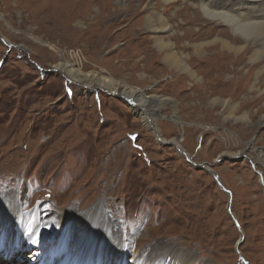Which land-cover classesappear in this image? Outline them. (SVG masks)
<instances>
[{"label":"rangeland","instance_id":"1","mask_svg":"<svg viewBox=\"0 0 264 264\" xmlns=\"http://www.w3.org/2000/svg\"><path fill=\"white\" fill-rule=\"evenodd\" d=\"M201 1L0 0L4 222L23 212L27 221L41 211L43 219L65 213L58 237L72 256L94 247L120 256L127 246L133 257L145 252L161 264L162 255L173 264L179 254L187 263L264 264V33L233 36L204 16ZM224 1L206 0L232 14L264 5ZM159 13L177 51L193 54L191 45L217 39L243 48L205 46L204 59L218 67L190 59L198 83L163 60ZM57 64L117 80L118 91L73 81ZM124 86L166 98L156 112L159 133L131 108Z\"/></svg>","mask_w":264,"mask_h":264},{"label":"bare ground","instance_id":"2","mask_svg":"<svg viewBox=\"0 0 264 264\" xmlns=\"http://www.w3.org/2000/svg\"><path fill=\"white\" fill-rule=\"evenodd\" d=\"M218 1L222 3L224 0H218ZM248 1L255 3H257V1L259 2V0H248ZM201 2L202 3L200 5V9L201 12L204 14V16L207 19H210L211 21L215 22L216 24L222 23L223 25H227L234 34L233 36H239L246 41H250L251 39L254 38L256 34L264 33L263 4L259 3L260 5L257 6L254 5V3L253 5L243 4L242 6L239 7L238 12L232 14L229 13V11L227 12L222 9L221 10L217 8L212 9L211 4L207 3L206 0H202ZM216 2L217 0H215V3ZM226 4H229V2ZM158 17L160 20L159 22L161 23L159 24L161 31L166 32L165 34H162L163 36L161 35L159 37L160 39L158 43L159 50L163 54V60L167 63L168 67L178 69L181 72L187 73L195 80H197L198 83L203 78H200L198 76L197 72L199 71L196 72L192 69L191 64L189 63L190 59H192L193 57L194 58L200 57L201 59L199 60H202L204 64L208 63L210 65L211 71H216L218 67V64L216 66L215 63L212 64L210 60L204 59L206 54V50H204L205 46H211L212 45L211 43H217L220 46L219 48L220 51L226 50V51H233L235 53L239 52L243 48V46L241 45L239 47H233L229 41L223 39H217V40L209 41L207 43L201 42L198 44L191 45L195 49V53L193 54L192 53L187 54L185 52L177 51L176 47L174 48V46H177L175 43L166 41L168 35L172 34V27L171 25L168 26L169 23L167 17H165L164 13L163 14L159 13ZM145 21L147 23L151 22L152 16L148 15ZM220 32H223V30H221ZM261 38L263 39V37ZM57 66L59 68H62L64 64H60V65L57 64ZM62 69L68 73L70 79L73 81L82 82L86 84L92 83L98 86L108 88L113 92L118 91V84L120 82L109 77L98 76L99 77L98 78L97 72L83 73L80 69L68 65H65ZM220 69L222 68L220 67ZM128 87L124 86V88H122L123 90L120 91L126 97V99L131 103L132 105L131 108H133L134 112H136L142 118L146 126L153 129L156 133H159L160 130L157 124L158 117L156 115V112L161 109V106L166 102V98L159 95L147 96L145 95L144 89L142 88H138V87L128 88ZM150 104L152 105L151 107L149 106ZM240 118L241 117H238V119ZM262 123H264V118ZM158 138L161 142L167 141L164 138H160V137ZM169 142L177 146L179 149H181V144L176 139L172 138L169 140ZM105 174L106 173L104 172L101 173L100 171V176H99L101 177L100 181L107 178L106 182L109 185L112 183V181L110 180V177H107ZM263 183H264V178H263ZM99 185L100 184L97 185V191L98 189H100ZM118 187L119 185L110 188L112 195L113 193L116 192ZM88 192H91V190H82L83 194H86ZM108 199H110V197L104 198L103 200L107 201ZM13 202L14 199H12V201L7 202L5 205L10 206L13 204ZM21 209L23 210V208ZM47 209H51V208H47ZM49 211L51 212L46 214H50V216H53L55 214V210H49ZM41 213L42 211L40 213L37 212V216L35 214L33 216H29L31 217V219L29 218L28 221L26 217L29 214L24 215V212L23 214L21 213V218L19 219V221L15 220V222H9V221L4 222L0 218V258H3L5 260L4 261L3 259H0V264H5V263L6 264L9 263L11 264H70L69 263L70 260H72L71 264H130L128 262V259L129 260L131 259V262H133L134 264H143L142 263L143 260H145L147 264H161L160 262H156V259L147 257L145 255V252L139 257L136 255L135 257H133L132 255L134 251H132L127 246H125L126 250H124V253H121L120 256H118L115 253L112 247H110L109 250H102L99 249L98 247H94L88 252H84V250H75L74 253H76L79 256L73 255L76 256L73 257L71 255L73 251L71 250L70 252V249H68L69 247L66 244L60 245L59 237H58L59 231H61V229L66 227L67 225L65 221L67 214L56 211L54 217L43 219L45 215L41 216ZM114 214H118V213H114ZM119 215H117L116 217L117 219L119 218ZM123 216L126 215L122 214L121 222L126 221L125 219H123L124 218ZM27 222L29 223L27 224ZM55 223H58L59 228H55ZM89 224L90 222H88L84 226L89 228ZM200 224L204 225V222ZM140 236L138 237L142 239L145 235L141 234ZM138 237L132 236L130 241L137 240ZM103 245H100L99 247H102ZM26 251H28V253L24 255ZM81 254L82 256H80ZM107 254L116 255L118 259L112 261L107 256ZM81 258L85 260H81ZM173 258H171L172 260L170 259L171 262L173 261ZM159 259L163 262V264H165V262L168 261V258L165 259V255H162ZM174 260H176V262L173 264H197L198 262V259H194L191 263L190 262L187 263V257L184 254L183 255L179 254L177 257H175Z\"/></svg>","mask_w":264,"mask_h":264},{"label":"snow or ice","instance_id":"3","mask_svg":"<svg viewBox=\"0 0 264 264\" xmlns=\"http://www.w3.org/2000/svg\"><path fill=\"white\" fill-rule=\"evenodd\" d=\"M135 139V137H133Z\"/></svg>","mask_w":264,"mask_h":264}]
</instances>
